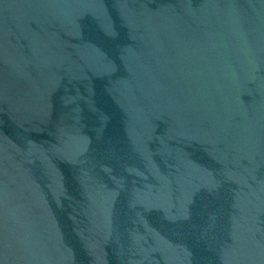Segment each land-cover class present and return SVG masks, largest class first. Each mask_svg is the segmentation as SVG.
<instances>
[{
    "label": "water",
    "instance_id": "95a60500",
    "mask_svg": "<svg viewBox=\"0 0 264 264\" xmlns=\"http://www.w3.org/2000/svg\"><path fill=\"white\" fill-rule=\"evenodd\" d=\"M0 264H264V0H0Z\"/></svg>",
    "mask_w": 264,
    "mask_h": 264
}]
</instances>
